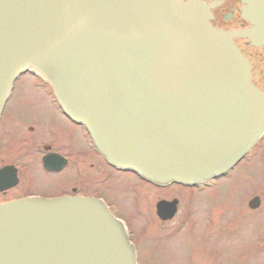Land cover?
<instances>
[{
    "label": "water",
    "instance_id": "water-1",
    "mask_svg": "<svg viewBox=\"0 0 264 264\" xmlns=\"http://www.w3.org/2000/svg\"><path fill=\"white\" fill-rule=\"evenodd\" d=\"M210 19L199 0H0V115L33 70L112 167L160 186L220 177L264 133V93ZM122 226L95 199L1 205L0 264H137Z\"/></svg>",
    "mask_w": 264,
    "mask_h": 264
},
{
    "label": "flooded vegetation",
    "instance_id": "flooded-vegetation-1",
    "mask_svg": "<svg viewBox=\"0 0 264 264\" xmlns=\"http://www.w3.org/2000/svg\"><path fill=\"white\" fill-rule=\"evenodd\" d=\"M199 1L208 7L212 25L232 36L233 42L252 67L253 84L264 91V20L259 26L253 23L252 14L249 16L247 13L249 0ZM261 1L259 8L264 6V0ZM26 77L35 81L33 88L23 89L28 91L26 93L33 95V99L29 104L17 109L19 101L17 92L21 86H26L20 80ZM46 96L48 98L45 99ZM11 108H13L11 112L19 113L18 117H22L23 120L11 122V124L6 122L7 112ZM30 113L37 115L39 124L28 127L24 132L27 137L21 138L20 135L24 134H21L19 124L27 120ZM3 133L5 138L2 136ZM0 150L3 154L0 160V206L25 199L55 200L81 197L101 200L114 214H117L116 205L110 204L99 193L91 194V188L95 187L94 182L99 186L108 184L111 181L112 172L120 175L129 174L138 182L158 191H168L174 187L186 192L184 201L186 204L183 205L185 208L182 217L170 230V233H174L183 230L193 217V200L197 196L218 190L223 183L232 181L231 176L243 162L253 163L259 159L264 152V137L224 178L197 187L180 185L158 187L142 181L131 173L110 167L95 149L85 129L63 113L50 85L36 74L27 73L16 82L11 97L3 109L0 118ZM95 162L101 164V169L104 171L97 181L94 177L91 178V170L95 168ZM259 192L264 193V185L254 191H248L249 195H253L247 202V208L251 212L264 209L263 199L257 194ZM160 202L174 204L175 217L182 204V200L174 198L160 200L156 206ZM259 245L264 246V242L261 241Z\"/></svg>",
    "mask_w": 264,
    "mask_h": 264
},
{
    "label": "rangeland",
    "instance_id": "rangeland-1",
    "mask_svg": "<svg viewBox=\"0 0 264 264\" xmlns=\"http://www.w3.org/2000/svg\"><path fill=\"white\" fill-rule=\"evenodd\" d=\"M34 82L28 77L23 80L26 86H21L17 92V109L32 101L33 95L23 89L33 88ZM11 111L13 108L7 112L6 122L23 120L18 117L19 113ZM36 118L37 115L30 113L28 119L19 124L24 134L21 138L27 137L24 132L28 127L39 124ZM2 136L5 138L4 133ZM262 153L256 162H243L231 176L232 181L223 183L218 190L197 196L193 200V217L179 232L170 233L185 208L186 192L179 188L158 191L129 174L112 172L108 184L99 186L94 182L91 194L99 193L116 205L117 214L127 223L131 241L140 254L139 264H264V246L259 245L264 242V209L251 212L247 208L253 196L248 191L264 185ZM2 156L0 150V160ZM103 174L101 164L95 162L91 178L97 181ZM257 194L264 204V193ZM174 198L182 200L177 216L161 222L156 216V203Z\"/></svg>",
    "mask_w": 264,
    "mask_h": 264
},
{
    "label": "bare ground",
    "instance_id": "bare-ground-1",
    "mask_svg": "<svg viewBox=\"0 0 264 264\" xmlns=\"http://www.w3.org/2000/svg\"><path fill=\"white\" fill-rule=\"evenodd\" d=\"M237 47V46H236ZM238 48V47H237ZM251 71H252V67H251ZM250 75L252 76V72H250ZM21 82L23 81V80H20ZM260 91H262L261 89H259ZM263 93H264V91H262ZM236 170V169H235ZM122 227H125V225H123ZM125 230H126V228H125ZM138 251V250H137ZM137 254H138V256L140 257V254H139V252H137Z\"/></svg>",
    "mask_w": 264,
    "mask_h": 264
}]
</instances>
